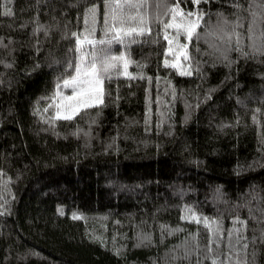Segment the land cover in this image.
Listing matches in <instances>:
<instances>
[{"label":"trees","instance_id":"obj_1","mask_svg":"<svg viewBox=\"0 0 264 264\" xmlns=\"http://www.w3.org/2000/svg\"><path fill=\"white\" fill-rule=\"evenodd\" d=\"M175 2L159 0L160 13ZM156 3L142 9L152 31L112 45L134 61L132 75L106 77L102 103L69 120L55 117L46 98L67 64L94 47L77 49L71 36L83 39L91 4L97 26L89 39L103 36V0H0V61L7 62L0 63V204L10 205L0 210V264H214L225 256L229 264H264V53L240 55L233 37L229 65L219 36H182L191 64L183 74L163 63L172 58ZM250 3L264 12V0H183L182 7L202 12L199 33L217 21L236 23L250 52ZM262 27L255 16L257 34ZM186 103L190 118L182 122Z\"/></svg>","mask_w":264,"mask_h":264},{"label":"snow or ice","instance_id":"obj_2","mask_svg":"<svg viewBox=\"0 0 264 264\" xmlns=\"http://www.w3.org/2000/svg\"><path fill=\"white\" fill-rule=\"evenodd\" d=\"M201 0H189V3L199 4ZM147 0H103V7L105 11L103 12V26L101 31L103 36L97 40L95 38L89 39L90 36L96 30L97 26V5L91 4L89 9L84 11V29H83V39L79 32H72L71 36L75 37V44L77 49H81V45L84 43H90L94 47L90 53H85L79 56L75 64L72 62L67 64L65 73L61 74L63 79L59 76L57 77L58 86L57 91L52 94L51 97L46 98L55 102V117H64L66 119H72L81 109H87L90 105H99L102 103L103 96V84L105 78H110L113 73L118 75L131 76L132 73L128 71V66L130 63H134L127 58L125 52L121 51L119 53H114L112 51V45L114 42L119 41L121 44L125 40L132 36L133 33H145L152 31L150 27L153 17L152 15L144 9ZM183 0H176L172 4H163L164 12L160 13L159 9L161 4L159 0L155 5L157 11L155 13V20L160 21L165 29L163 35L168 41V46L163 49L165 53H172L173 58H164L163 63L165 65H171L173 68L182 72L183 74L190 75L191 64L188 63L189 57V44L182 39L187 38L190 41L193 36L200 37L202 35L206 36L208 34L219 36V38L224 41V47L219 48L220 56L223 57L221 62H227L229 65L233 63L228 56V52L232 47V38L235 37V46L240 55L248 57L250 53L255 56L257 53H264V27L261 28L260 32L257 34L255 29V16L259 15L264 20V12H256L253 4H249V8L253 11V19L248 23V47L250 52L244 51L242 47V35L237 31L236 23L230 21H217L215 25L209 28L205 33L197 32V27L200 25L202 12L197 10H190L182 7ZM238 9L242 7L241 4L235 5ZM261 9H264V4L260 5ZM4 11L11 14L12 9L5 5ZM166 17V22L162 18ZM218 16H222L221 13H217ZM232 23V28L227 29V24ZM37 28H44L47 34L48 28L44 25H37ZM174 29V33H170L167 29ZM4 38L0 37V41ZM82 51V50H81ZM181 56L184 57L185 63L181 62ZM0 63H7L6 61H0ZM74 67V72L71 75L67 74L68 70ZM122 68V71H121ZM264 76V73L261 74ZM151 79V77H149ZM59 84H63L66 87L72 89L70 94H65L59 90ZM213 89L206 90L203 95L205 100L209 99L210 93ZM173 97L176 96V92H172ZM198 98V97H197ZM159 99V97H158ZM190 104H185V116L182 122H186L190 118ZM163 115V114H161ZM174 115V114H173ZM255 118V117H254ZM50 124L55 121L49 117L47 118ZM219 127H223L220 125ZM80 131L79 128L76 130ZM75 134V133H74ZM86 136L90 135V131L85 133ZM0 169V173H2ZM19 175V174H18ZM0 210L5 214L10 210V205L6 206L0 204ZM192 216L195 217L196 214L193 212ZM208 218L205 217V220ZM239 217H235L234 220H238ZM210 227V226H209ZM219 233V228L216 230ZM237 232L239 229L236 230ZM229 237L232 236V230L229 229ZM141 240L151 241L150 233H138ZM242 238L240 236L236 237V243H239ZM219 243V239H217ZM229 246L234 248L235 245L229 240ZM239 251V249H236ZM187 252V249H186ZM117 254L118 250H117ZM199 255V253H197ZM255 254V253H254ZM231 256V252L228 253ZM214 264H229L228 257L223 258L215 257ZM197 264H202V261H197ZM238 264H247V261L239 262Z\"/></svg>","mask_w":264,"mask_h":264},{"label":"rangeland","instance_id":"obj_3","mask_svg":"<svg viewBox=\"0 0 264 264\" xmlns=\"http://www.w3.org/2000/svg\"><path fill=\"white\" fill-rule=\"evenodd\" d=\"M170 54H171V58H173L172 53H170ZM182 59L184 60L183 56H181V62H182ZM60 91L65 93V94H70L72 89L70 87L64 86L63 88L60 89ZM54 104H55V102H54Z\"/></svg>","mask_w":264,"mask_h":264}]
</instances>
